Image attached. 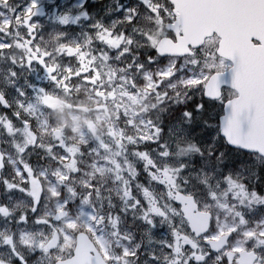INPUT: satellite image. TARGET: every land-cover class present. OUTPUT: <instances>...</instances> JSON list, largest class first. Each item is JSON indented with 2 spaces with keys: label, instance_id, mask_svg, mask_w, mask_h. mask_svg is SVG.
Instances as JSON below:
<instances>
[{
  "label": "snow or ice",
  "instance_id": "snow-or-ice-1",
  "mask_svg": "<svg viewBox=\"0 0 264 264\" xmlns=\"http://www.w3.org/2000/svg\"><path fill=\"white\" fill-rule=\"evenodd\" d=\"M87 2L0 0V264H264V0ZM76 85L152 104L74 153L38 130Z\"/></svg>",
  "mask_w": 264,
  "mask_h": 264
},
{
  "label": "rangeland",
  "instance_id": "rangeland-1",
  "mask_svg": "<svg viewBox=\"0 0 264 264\" xmlns=\"http://www.w3.org/2000/svg\"><path fill=\"white\" fill-rule=\"evenodd\" d=\"M16 2L22 3L23 0H16ZM57 2H59V0H57ZM110 2L111 0H90L89 4H85V8L90 14L96 16L100 10L97 18L104 17L107 22L108 17L105 16V8ZM89 5H91V7H89ZM96 7L99 8L94 10ZM113 7H115V5H113ZM45 11H47V9H45ZM34 19L42 25V34H46L52 30L45 18L36 17ZM85 27H87V23H85ZM65 31L75 35L73 26L65 29ZM17 55H19V53H17ZM34 79V76L30 75L28 77L29 81H33ZM22 82L23 78L21 79V83ZM2 83L3 81L0 79V84ZM46 96L58 98L63 105H59L58 109L54 112H50L46 109L44 115L41 117V126L38 130L40 137L44 142H47L50 136H54L55 130H59L62 132V137L73 146L72 150L74 153L80 146L85 145L87 142L107 140L108 133L112 132V125L116 115L114 103L127 107L130 110V114L132 109L143 112L145 109L150 108L152 104L151 99H144L142 105H137V99L132 98L121 102L119 97H117L116 102L104 97L103 102L101 96H97L83 85H76L72 91L61 90L58 92H51ZM43 102L44 97L42 103ZM1 111L2 109L0 108V114ZM50 119L51 122H49ZM112 160L114 162V156ZM90 171L96 172L98 170L94 165ZM99 171H101L103 175L98 176V179L104 181L110 179V170L108 168L102 165ZM34 190L38 192V183L34 182ZM15 204L22 209L25 207L26 202L17 200Z\"/></svg>",
  "mask_w": 264,
  "mask_h": 264
},
{
  "label": "water",
  "instance_id": "water-1",
  "mask_svg": "<svg viewBox=\"0 0 264 264\" xmlns=\"http://www.w3.org/2000/svg\"><path fill=\"white\" fill-rule=\"evenodd\" d=\"M195 22V21H194ZM86 238V237H85ZM85 238H82L81 240H80V244L83 246V245H85L86 243H87V238L85 239Z\"/></svg>",
  "mask_w": 264,
  "mask_h": 264
}]
</instances>
